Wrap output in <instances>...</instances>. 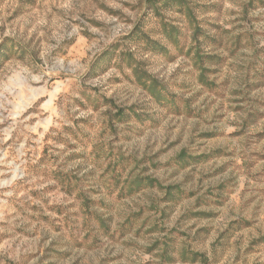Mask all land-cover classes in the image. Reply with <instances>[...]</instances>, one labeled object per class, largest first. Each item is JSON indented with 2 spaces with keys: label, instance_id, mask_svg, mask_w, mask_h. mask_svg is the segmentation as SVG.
<instances>
[{
  "label": "rangeland",
  "instance_id": "obj_1",
  "mask_svg": "<svg viewBox=\"0 0 264 264\" xmlns=\"http://www.w3.org/2000/svg\"><path fill=\"white\" fill-rule=\"evenodd\" d=\"M163 1L0 0V264H264V0Z\"/></svg>",
  "mask_w": 264,
  "mask_h": 264
},
{
  "label": "trees",
  "instance_id": "obj_2",
  "mask_svg": "<svg viewBox=\"0 0 264 264\" xmlns=\"http://www.w3.org/2000/svg\"><path fill=\"white\" fill-rule=\"evenodd\" d=\"M177 2V6L178 8L177 11L185 16V19L188 21H190L191 23L194 22V15L192 10L181 0H164L163 3L161 4L164 7H169L172 3H176ZM193 32H195V35L193 37V40L196 41V37L197 34L200 32L197 26H193L192 27ZM162 33L168 38L169 42H171V44L173 46H177L179 48V37L180 34L178 33V31L176 30V28L174 27H169L167 28L166 25H162ZM197 42V41H196ZM190 51H194L192 60H193V66L197 69L198 71V80L201 84L206 85L207 80L206 77L204 75L205 71H207L205 69V64H206V59H209L210 57L205 55L202 56L200 53V49L198 47V43H196L195 45H191L189 48ZM127 61V67L129 69L132 70V74L135 77V80L137 81V83L142 86L150 95L152 98H154L156 101L158 102H172V100L170 101L169 96L165 94V92L163 91V88L158 87L157 83L155 80H152L150 78V76H148L145 72H142L140 70V68H138L137 64L134 65L132 64V59L128 58L126 59ZM173 106L175 105L174 102H172ZM122 113L119 112V114L117 116H115L116 118L122 119ZM132 185L136 186L135 189H129V190H135V191H139V188L142 187H156L158 185L157 181L151 180L150 178H138V180L134 181L132 183ZM172 190L171 187L167 188V192H166V196L170 197L172 196L173 198V194L170 192ZM176 193H180V191H177ZM182 256H190L192 258L193 261H197L196 257L198 256L195 253L189 254L184 252L182 254ZM191 260V261H192ZM202 263L204 262L203 260L201 261Z\"/></svg>",
  "mask_w": 264,
  "mask_h": 264
}]
</instances>
